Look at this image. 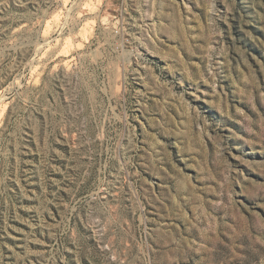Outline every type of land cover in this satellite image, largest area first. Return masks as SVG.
Returning <instances> with one entry per match:
<instances>
[{"label":"rangeland","instance_id":"rangeland-1","mask_svg":"<svg viewBox=\"0 0 264 264\" xmlns=\"http://www.w3.org/2000/svg\"><path fill=\"white\" fill-rule=\"evenodd\" d=\"M0 264H264V0H0Z\"/></svg>","mask_w":264,"mask_h":264}]
</instances>
